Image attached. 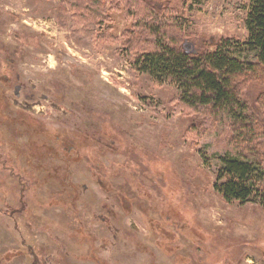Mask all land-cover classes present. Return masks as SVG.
Masks as SVG:
<instances>
[{
	"label": "rangeland",
	"instance_id": "374dc122",
	"mask_svg": "<svg viewBox=\"0 0 264 264\" xmlns=\"http://www.w3.org/2000/svg\"><path fill=\"white\" fill-rule=\"evenodd\" d=\"M105 2L0 0V264H264V208L214 188L232 121L135 66L244 41L250 0Z\"/></svg>",
	"mask_w": 264,
	"mask_h": 264
},
{
	"label": "trees",
	"instance_id": "16d2710c",
	"mask_svg": "<svg viewBox=\"0 0 264 264\" xmlns=\"http://www.w3.org/2000/svg\"><path fill=\"white\" fill-rule=\"evenodd\" d=\"M89 1L91 8L106 3ZM246 27L244 41L224 38L200 53L158 39L157 49L137 55L135 66L159 82L175 85L184 106L202 115L224 114L232 121L238 154L220 158L214 188L228 202L254 201L264 208V158L259 152L264 144L256 146L260 126L236 85L238 79L264 75V0H250Z\"/></svg>",
	"mask_w": 264,
	"mask_h": 264
}]
</instances>
